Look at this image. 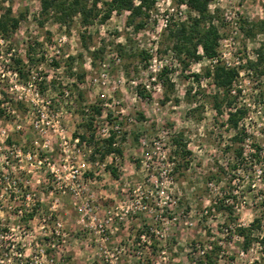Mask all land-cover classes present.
<instances>
[{
  "label": "rangeland",
  "instance_id": "374dc122",
  "mask_svg": "<svg viewBox=\"0 0 264 264\" xmlns=\"http://www.w3.org/2000/svg\"><path fill=\"white\" fill-rule=\"evenodd\" d=\"M7 8L18 25L0 32V264H198L212 243L218 264H264V247L244 249L235 232L264 205V73L246 68L264 41L246 34L264 21V0L208 6L218 57L239 72L233 106L245 112L237 125L247 156L234 176L220 171L234 130L203 77L212 61L184 68L171 50L168 29L194 16L185 0H156L139 30L127 12L65 28L40 17V0H0V16ZM104 129L120 154L100 157ZM178 133L186 168L171 162ZM26 211L35 214L25 228Z\"/></svg>",
  "mask_w": 264,
  "mask_h": 264
},
{
  "label": "trees",
  "instance_id": "16d2710c",
  "mask_svg": "<svg viewBox=\"0 0 264 264\" xmlns=\"http://www.w3.org/2000/svg\"><path fill=\"white\" fill-rule=\"evenodd\" d=\"M190 11L194 16H190L187 21L180 22L168 29V39L171 41V50L178 57L179 62L183 67H187L191 62H196L202 58H206L211 63L206 68L204 76L210 79L215 88V93L212 96L214 110L217 115H221L222 106L226 108L227 122L231 129L234 130V135L231 137L233 147H226V153L233 155L232 161L227 163L226 169L220 167V171L224 174H232L234 176L240 171L241 165L245 161L247 154L244 153L242 144L245 141V130L238 129V120H240L245 112L233 106L236 99L234 91V83L236 82L239 72L237 67H231L223 63L218 57V47L220 34L218 28L213 23V15L209 13L208 6L211 0H185ZM155 5V0H40L39 15L44 20H51L52 23L59 27L69 28L74 18L78 19V23L83 26L91 25L95 22L103 23L108 20L112 14L120 15L127 12L126 25L133 26L135 30H139L144 26V20L148 18L149 12ZM11 9H5V12L0 16V32L6 33L9 29H15L18 25V19L11 17ZM257 30L264 36V21H260L251 25L247 31V36H254L253 31ZM201 52V54L199 53ZM18 62V61H16ZM246 68L255 73H264V41L255 51V59L246 62ZM164 72V71H162ZM195 80H199L202 76L193 74ZM239 92V91H236ZM140 97L145 98V95L138 92ZM96 114L100 113L99 108H93ZM86 129L93 132L91 123L85 125ZM264 133V131H263ZM89 138H93L90 133ZM173 147L172 154L175 167L180 166L186 168L189 164L188 157L190 151L183 142L182 134L178 133L171 137ZM81 142H86L84 136L80 137ZM101 145L102 152L100 157L103 158L112 153L120 154V150L114 148L113 136L109 135ZM237 145V147H234ZM261 145L252 143L248 156L255 159L259 163L261 156ZM115 175V172L111 170ZM212 179V178H211ZM232 191V190H231ZM218 201L220 208L228 217L233 215L232 205L225 203V196ZM34 212H24L20 217V221L26 228L29 221L33 219ZM232 222L234 218L230 219ZM236 234L243 240V248L247 249L252 241L256 240L264 247V205L259 214L254 217L247 227H236ZM258 232L256 238L254 233ZM1 248V247H0ZM219 247L212 243L209 249L202 254V262L198 264H218Z\"/></svg>",
  "mask_w": 264,
  "mask_h": 264
},
{
  "label": "built area",
  "instance_id": "2783aa9c",
  "mask_svg": "<svg viewBox=\"0 0 264 264\" xmlns=\"http://www.w3.org/2000/svg\"><path fill=\"white\" fill-rule=\"evenodd\" d=\"M155 4H156V0H155ZM61 40H64V37H63ZM214 62H215V60L212 61V63H214ZM27 86H28V88H30L32 85H31V84H28ZM115 128H117V126H115ZM103 131L106 132V133H105V136H106V137H108V136L110 135L109 132H108V130H105V129H104ZM39 163H40V162H39ZM83 166H84V165L82 164L81 166H79V168L81 169ZM75 173H78V171H73V175L71 176V178L76 179V177H78L77 174H75ZM78 178H79V177H78ZM66 187H67V185H60V186L58 187V189L61 191V193H65L66 190L73 191V192H74V190H75V188H73V186H72V187H69V189H67ZM25 197H26V195H25ZM26 212H27V211H26ZM21 215H22V213H21ZM21 215H20V216H21ZM60 227H61V224H60L59 222H56V223H55V227H54V233H55L56 235L59 234ZM203 253H204V251H201V254H203ZM203 264H205V263H203Z\"/></svg>",
  "mask_w": 264,
  "mask_h": 264
}]
</instances>
